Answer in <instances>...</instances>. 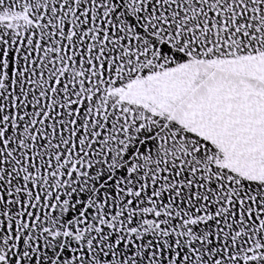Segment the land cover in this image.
<instances>
[{
	"label": "snow or ice",
	"instance_id": "obj_1",
	"mask_svg": "<svg viewBox=\"0 0 264 264\" xmlns=\"http://www.w3.org/2000/svg\"><path fill=\"white\" fill-rule=\"evenodd\" d=\"M0 264H264V0H0Z\"/></svg>",
	"mask_w": 264,
	"mask_h": 264
}]
</instances>
